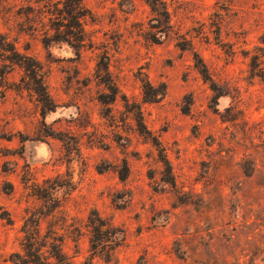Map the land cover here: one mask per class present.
<instances>
[{"label": "rangeland", "instance_id": "rangeland-1", "mask_svg": "<svg viewBox=\"0 0 264 264\" xmlns=\"http://www.w3.org/2000/svg\"><path fill=\"white\" fill-rule=\"evenodd\" d=\"M0 34V264H264V0H0Z\"/></svg>", "mask_w": 264, "mask_h": 264}, {"label": "trees", "instance_id": "trees-1", "mask_svg": "<svg viewBox=\"0 0 264 264\" xmlns=\"http://www.w3.org/2000/svg\"><path fill=\"white\" fill-rule=\"evenodd\" d=\"M68 17L70 34L75 40L80 41L83 38V35L77 21V11L73 10L68 12ZM17 56L18 53L14 45H12L6 37L0 34V57H7L8 59L14 60ZM89 222V227L94 234L91 238L93 247L97 246L98 243H101V245H103L102 248H104L102 250L105 251L108 247L112 246L111 243H115L114 240H112L116 235L114 227L103 219L98 212L91 213ZM28 237L27 242L23 244L24 254H14V264H70L68 263L67 256L63 252L61 246L52 244V254L50 256L51 262L48 258L42 257L40 250L37 249L38 247L35 244V236L30 234ZM114 248L115 247H110V251L114 250ZM109 257L112 259L111 253H109Z\"/></svg>", "mask_w": 264, "mask_h": 264}]
</instances>
